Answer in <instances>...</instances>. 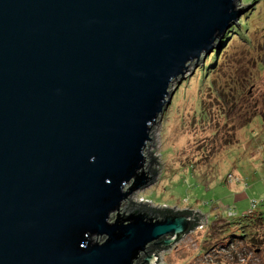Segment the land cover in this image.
I'll return each mask as SVG.
<instances>
[{
    "label": "water",
    "instance_id": "1",
    "mask_svg": "<svg viewBox=\"0 0 264 264\" xmlns=\"http://www.w3.org/2000/svg\"><path fill=\"white\" fill-rule=\"evenodd\" d=\"M240 2L0 0V264H157L191 231L123 205L153 179L173 83Z\"/></svg>",
    "mask_w": 264,
    "mask_h": 264
},
{
    "label": "rangeland",
    "instance_id": "2",
    "mask_svg": "<svg viewBox=\"0 0 264 264\" xmlns=\"http://www.w3.org/2000/svg\"><path fill=\"white\" fill-rule=\"evenodd\" d=\"M239 6L243 12L231 28L242 30L239 21L248 14L245 36L233 32L219 44L221 58L203 82L199 66L191 65L173 83L146 148L149 163L154 160L148 168L157 174L123 205L204 216L183 239L153 251L157 264H264L263 239L235 238L243 216L264 211V119L246 125L244 115L255 96L264 97V0Z\"/></svg>",
    "mask_w": 264,
    "mask_h": 264
},
{
    "label": "trees",
    "instance_id": "3",
    "mask_svg": "<svg viewBox=\"0 0 264 264\" xmlns=\"http://www.w3.org/2000/svg\"><path fill=\"white\" fill-rule=\"evenodd\" d=\"M254 1H256V0H254ZM247 15L248 14H246L243 17V19H241V21H239L240 26H242L241 27L242 30L239 29L237 26H233L230 30H228L226 32L224 38L219 43L220 45L222 44L225 46L226 42L228 41V38H230V36L234 35L233 32H236L235 36H237L239 39H241V37L243 38V36H245V34L242 31H245L247 29L246 23H244L247 20V18H246ZM220 58H221V56L219 55L218 50H214L208 56H206L204 60L201 59L197 63V65L199 66L198 69L202 73L201 82H203V80H205L207 73L210 70H212V66H215L217 64L218 60H220ZM200 64H202V66ZM258 64L262 65V63H258ZM249 86H251V85H249ZM231 95H233V94H231ZM254 98H256V99H254L252 102L250 101L248 103V106H246L247 108L244 110V115L249 116L248 118H246L247 121L245 120L246 125L250 122V119L253 117H259V119H264V97L261 100H258L257 96H255ZM260 104H262L261 107H260ZM148 162H149V160H148ZM153 162H154V160L151 159L150 160L151 165L153 164ZM148 169L151 172L152 176L155 177L157 172L155 170H151L150 166ZM254 203H256V202H254ZM256 206H257V203H256ZM139 209L147 211L148 213L153 214L158 218H162L166 214H171V213H173V214L186 213V214H189L191 216H194L195 221H194V224L191 228V231L195 230L199 226H201L202 222L204 220V216H202L199 213H196L194 211H189V210L176 213V212L170 211L168 209L163 210V211H159V210H155V209H148V208L146 209L143 207H139ZM128 211H129V209H128ZM239 225H240L239 228L241 230V234L239 236H236L235 238H243L244 240L249 238V240H252V242H254L255 239H257L256 241H261L262 239L264 240V236H263L264 235V211H256V212L254 211L250 215L243 216L242 221ZM255 230H257V231H255ZM258 232H259V234H258ZM151 250H153V248H151Z\"/></svg>",
    "mask_w": 264,
    "mask_h": 264
},
{
    "label": "flooded vegetation",
    "instance_id": "4",
    "mask_svg": "<svg viewBox=\"0 0 264 264\" xmlns=\"http://www.w3.org/2000/svg\"><path fill=\"white\" fill-rule=\"evenodd\" d=\"M151 248H153V250H151ZM149 250V252H153L154 250L160 249L158 246H152Z\"/></svg>",
    "mask_w": 264,
    "mask_h": 264
},
{
    "label": "built area",
    "instance_id": "5",
    "mask_svg": "<svg viewBox=\"0 0 264 264\" xmlns=\"http://www.w3.org/2000/svg\"><path fill=\"white\" fill-rule=\"evenodd\" d=\"M253 205H254V202H253Z\"/></svg>",
    "mask_w": 264,
    "mask_h": 264
}]
</instances>
